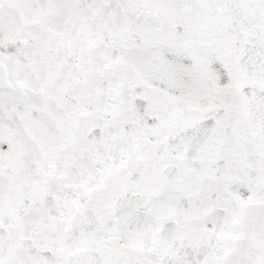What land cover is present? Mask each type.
<instances>
[{
	"label": "snow or ice",
	"instance_id": "6c2138e0",
	"mask_svg": "<svg viewBox=\"0 0 264 264\" xmlns=\"http://www.w3.org/2000/svg\"><path fill=\"white\" fill-rule=\"evenodd\" d=\"M0 264H264V0H0Z\"/></svg>",
	"mask_w": 264,
	"mask_h": 264
}]
</instances>
